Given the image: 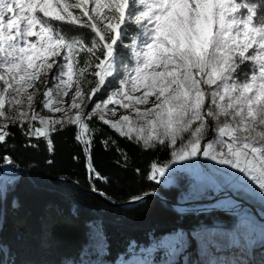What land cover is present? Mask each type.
Here are the masks:
<instances>
[{"label":"snow or ice","instance_id":"snow-or-ice-1","mask_svg":"<svg viewBox=\"0 0 264 264\" xmlns=\"http://www.w3.org/2000/svg\"><path fill=\"white\" fill-rule=\"evenodd\" d=\"M94 119L170 150L156 183L213 162L264 199V0H0V144L75 126L99 181Z\"/></svg>","mask_w":264,"mask_h":264},{"label":"trees","instance_id":"trees-1","mask_svg":"<svg viewBox=\"0 0 264 264\" xmlns=\"http://www.w3.org/2000/svg\"><path fill=\"white\" fill-rule=\"evenodd\" d=\"M89 126L94 132L93 166L103 177L99 181L90 180L85 169L75 126L51 133L52 151L43 137L29 138L18 126H10L9 137L0 144V157L12 158L19 167L0 159V264H63L67 260L81 261L84 255L91 256L87 259L93 263L95 254L84 251L89 245L91 223L98 228L100 256L106 264L127 262L152 246V259L158 260L166 249L161 237L179 230L215 226L244 231L237 215L221 210H177L153 197L130 207L112 206L108 201L123 203L148 191L178 203L191 194V187L183 172L170 186L147 178L152 164L170 161L169 149H145L98 119L89 121ZM109 137V146L105 147L103 141ZM121 153L127 155V161ZM50 160L52 163H48ZM1 169L15 174H2ZM66 178L68 181H64ZM93 188L104 193L106 200L88 192ZM215 188L217 193L222 192L219 186ZM209 199L203 198L207 202ZM245 214L253 211L246 207Z\"/></svg>","mask_w":264,"mask_h":264},{"label":"rangeland","instance_id":"rangeland-1","mask_svg":"<svg viewBox=\"0 0 264 264\" xmlns=\"http://www.w3.org/2000/svg\"><path fill=\"white\" fill-rule=\"evenodd\" d=\"M69 96H71V93H69ZM37 99L39 100V97ZM65 99L67 100L68 98ZM109 107L113 106L110 105ZM37 110L39 111V107ZM123 111L117 106V115ZM41 114L50 115L46 111ZM56 115L59 116L60 114ZM207 163L208 166L201 164L196 168L172 165V168L178 170L173 172L172 168H170L169 172L171 174L166 173L164 177L160 178V183L164 186L174 185L178 173H185L189 180L191 194L187 197H182L183 202H189L185 206L187 209L183 211L192 210L195 213H199L221 210L227 214L233 213V215L239 217V227L243 228L244 231L237 232L219 229L215 226L202 227L194 231L179 230L161 237L160 241L166 249L164 256L160 259H152L151 252L155 248L152 246L145 250L142 256L131 257L127 262L119 264H210V262H215V264H250L259 253L264 255V199L261 198L255 186L251 185V182L243 184L234 177L218 172L216 169L221 166L214 165L213 162ZM228 171L234 172L235 170L228 169ZM236 175L241 174L236 173ZM215 185L221 188V193L216 192ZM204 197L211 199L207 202L203 200ZM236 199L249 203L253 202L254 204L252 205L255 206L256 213L259 215L254 212L249 215L245 214V209L248 206L244 204L234 209L235 205H239L235 201ZM223 202L229 204L231 208L226 210V206H222ZM208 205L215 208H211V210L205 209L204 211L205 206ZM199 208L203 209L197 210ZM90 227L89 245L84 251L88 255L94 253L96 256L95 261L91 263L87 259V257L91 256L80 255L81 261L67 260L63 264H106L102 262L100 256L102 240L98 228L93 223L90 224ZM84 259L86 260L85 262Z\"/></svg>","mask_w":264,"mask_h":264},{"label":"water","instance_id":"water-1","mask_svg":"<svg viewBox=\"0 0 264 264\" xmlns=\"http://www.w3.org/2000/svg\"><path fill=\"white\" fill-rule=\"evenodd\" d=\"M1 173L2 174H5V175H12V174H15L13 172H9V171H5V170H2L1 169ZM57 179V178H55ZM64 181H68V179H64ZM88 192H90L91 194L97 196L98 198L102 199V200H106L105 199V196L104 195H100L101 192H94L92 189H89ZM146 194V195H145ZM134 197H141L140 200H133ZM149 197H153V198H157V199H160V200H163L167 203H169L170 205H172L175 209L177 210H185L187 209L185 206L189 203L187 201H182V202H174L168 198H166L165 196L155 192V191H148V192H145V193H142L140 195H137V196H133L131 198H129L127 201L123 202V203H116V202H113V201H108L112 206H115V207H130V206H133L137 203H139L141 200L145 199V198H149ZM241 204H244L246 206H248L254 213H256V209H255V206L250 204L249 202H245V201H242L241 200ZM195 210V208H194Z\"/></svg>","mask_w":264,"mask_h":264},{"label":"bare ground","instance_id":"bare-ground-1","mask_svg":"<svg viewBox=\"0 0 264 264\" xmlns=\"http://www.w3.org/2000/svg\"><path fill=\"white\" fill-rule=\"evenodd\" d=\"M82 146V145H81ZM223 194V193H222ZM222 205V204H221ZM220 205V206H221ZM222 206H226L225 207V209L226 210H228V209H230L231 207L229 206V204H226V203H224L223 202V205ZM238 207V205H235V207H234V209H236ZM211 208H214L213 206H205V208H204V210L205 209H211ZM201 209H203V208H199V209H197V210H201ZM234 209H231V210H234ZM257 214V213H256ZM257 215H259V214H257ZM257 249L259 250V248L257 247ZM250 264H264V255L262 254V253H259V255H257V257L253 260V262L252 263H250Z\"/></svg>","mask_w":264,"mask_h":264},{"label":"built area","instance_id":"built-area-1","mask_svg":"<svg viewBox=\"0 0 264 264\" xmlns=\"http://www.w3.org/2000/svg\"><path fill=\"white\" fill-rule=\"evenodd\" d=\"M81 148H82V151H83V146H81ZM83 155H84V152H83ZM84 166H85V169H86V171H87V164H86V157H85V155H84ZM88 172V171H87ZM92 179H95L94 177L93 178H90V180H92ZM236 202H238L239 203V205L238 206H240V205H242L241 204V200H235ZM215 208V207H214ZM211 210V209H210ZM205 211V210H204ZM233 214V213H232Z\"/></svg>","mask_w":264,"mask_h":264}]
</instances>
